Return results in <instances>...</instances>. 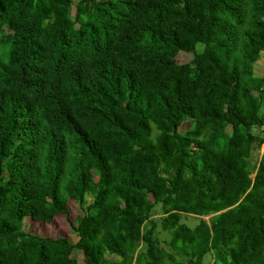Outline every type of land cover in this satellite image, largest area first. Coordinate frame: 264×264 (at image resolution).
I'll return each instance as SVG.
<instances>
[{"label":"trees","instance_id":"16d2710c","mask_svg":"<svg viewBox=\"0 0 264 264\" xmlns=\"http://www.w3.org/2000/svg\"><path fill=\"white\" fill-rule=\"evenodd\" d=\"M262 53L264 0H0V264H264Z\"/></svg>","mask_w":264,"mask_h":264},{"label":"rangeland","instance_id":"374dc122","mask_svg":"<svg viewBox=\"0 0 264 264\" xmlns=\"http://www.w3.org/2000/svg\"><path fill=\"white\" fill-rule=\"evenodd\" d=\"M201 47H198V49H200ZM191 56L190 55H185L183 53H180L177 57L176 60L178 63H186L190 60ZM253 74L256 77H261L264 75V53L261 54L260 58L258 61H256L253 65ZM191 126V122L189 120L184 121L181 126L178 128V131L183 132L185 130H187L189 127ZM228 131V130H227ZM255 133H259L260 137H264V130H254ZM264 152V144H262L260 146V148L258 150H254V156L255 158H259V156ZM69 214L66 217H61V216H55L53 217L52 221L47 225V226H42L41 229H43L44 231H46L52 238H62V239H67V241L74 243L76 241V236L74 235V233H72V231H70L71 225L70 222L73 221V219L79 214L78 211V207L76 205V203L74 202H69ZM153 216L152 218L157 219L159 218L161 215V209L159 206L154 207V211H153ZM207 218H204V220H206ZM184 222L188 225V226H193V224L195 223V221L192 218L186 217V219H184ZM36 229L35 226H31L30 230L33 232V230ZM156 231H159V227H156ZM160 240H166V238L168 237V233L164 232V233H160ZM162 246L169 251V249L165 246L164 243H162ZM75 255L81 258L80 252H76ZM210 259H208V257H205L204 259V264H207V262H209ZM163 264H168V262L165 260L163 261Z\"/></svg>","mask_w":264,"mask_h":264},{"label":"water","instance_id":"95a60500","mask_svg":"<svg viewBox=\"0 0 264 264\" xmlns=\"http://www.w3.org/2000/svg\"><path fill=\"white\" fill-rule=\"evenodd\" d=\"M205 218H207V219H206V221H207L209 217H205Z\"/></svg>","mask_w":264,"mask_h":264},{"label":"clouds","instance_id":"9594fccd","mask_svg":"<svg viewBox=\"0 0 264 264\" xmlns=\"http://www.w3.org/2000/svg\"><path fill=\"white\" fill-rule=\"evenodd\" d=\"M38 118H40V114L38 115Z\"/></svg>","mask_w":264,"mask_h":264}]
</instances>
